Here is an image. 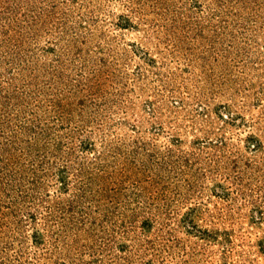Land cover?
Returning <instances> with one entry per match:
<instances>
[{
    "label": "rangeland",
    "instance_id": "374dc122",
    "mask_svg": "<svg viewBox=\"0 0 264 264\" xmlns=\"http://www.w3.org/2000/svg\"><path fill=\"white\" fill-rule=\"evenodd\" d=\"M0 264H264V0H0Z\"/></svg>",
    "mask_w": 264,
    "mask_h": 264
}]
</instances>
